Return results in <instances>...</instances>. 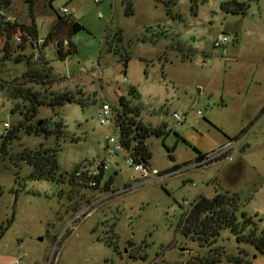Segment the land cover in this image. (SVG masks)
I'll use <instances>...</instances> for the list:
<instances>
[{"label": "rangeland", "instance_id": "374dc122", "mask_svg": "<svg viewBox=\"0 0 264 264\" xmlns=\"http://www.w3.org/2000/svg\"><path fill=\"white\" fill-rule=\"evenodd\" d=\"M29 1L4 6L12 22L30 25L33 19L43 36L67 8L66 17L84 29L71 35L76 52L66 59L43 52L57 79L51 90L76 101L40 107L34 122L42 120L53 134L21 132L9 155L0 153V264L18 256L20 264H198L197 257L214 253L221 254L219 264H232L227 258L238 254L264 264V254L237 244L227 228L205 244L186 237L181 225L200 195L228 191L239 195L240 212L251 219L245 232L264 230V0H32V11ZM229 1L247 3L245 14L227 12ZM221 33L232 41L215 48ZM12 35L0 31V129L23 118L12 112L22 101L6 93L26 70L15 58H39L28 43L13 44ZM6 44L10 59L3 58ZM131 87L138 99L130 97ZM122 95L140 106L143 125L162 130L145 141L157 175L142 177L126 152L106 155L107 137H118L119 130L100 125L97 112L108 103L115 117ZM175 112L186 120L178 124ZM245 128L243 140L196 161ZM41 145L59 146L61 182L28 178L32 167L20 153ZM98 158L109 164L108 188L70 177L84 159ZM240 158L224 171L222 163Z\"/></svg>", "mask_w": 264, "mask_h": 264}, {"label": "trees", "instance_id": "16d2710c", "mask_svg": "<svg viewBox=\"0 0 264 264\" xmlns=\"http://www.w3.org/2000/svg\"><path fill=\"white\" fill-rule=\"evenodd\" d=\"M5 1V5L9 7L11 0ZM52 1L49 0L50 3ZM172 1L168 2V4L172 3ZM29 2H31L30 8L32 11L33 1L30 0ZM223 7L227 12L245 14L248 4L229 1L223 4ZM166 11L169 15H173L169 5H166ZM128 13L131 14L132 10L129 9ZM17 27L22 28L32 37L39 35L37 25L33 19L30 25L8 24L7 27H0V31L8 33L9 37L11 32L15 33ZM82 29H84V26L76 20L57 13V18L46 35L47 40L59 41L60 49L57 51L59 59L64 60L76 52V48L71 42L70 37ZM64 31L67 32L68 37L60 38L59 36ZM117 39L118 41L122 40L121 33L117 34ZM63 41L68 42L66 48L62 46ZM8 48V44H6L3 56L5 59H10L11 57ZM23 58V55L17 56L15 61L18 63L25 61V72L17 80L19 81L18 84L9 86L6 90L8 98L22 101V104H15L13 106L12 112L21 111L23 118L16 126L10 128L7 136L0 142V153L4 157L9 155V145H11L12 141L19 138L21 132H24L26 135L35 136H49L53 134L54 131L48 128V124L42 123L40 125L38 120L34 122L38 116L40 107L46 106L56 109L63 107L66 103L76 101L75 96L68 92L59 93L51 90L57 79L53 73L51 62L45 60L43 57V50L39 52L37 61L34 60L33 55ZM29 83L38 85L39 89L29 86ZM136 91L135 88H130L129 95L131 98L138 99L139 93ZM118 104L120 111L117 110L115 122L119 129L120 140L124 150L133 153L131 154L134 157L135 163H142L145 167L150 168L151 152L145 141L150 133L160 135L162 130L152 129L143 125L139 120L140 106L132 105V101L124 95L119 97ZM60 127L57 126L56 133ZM247 130L246 128L242 129L239 135L232 138L226 136V138L230 142L238 141L247 133ZM58 151L59 146L58 148H43L41 145L37 150L23 149L20 153V160L27 162L32 167L28 178L32 180L60 181L58 178L60 169L57 158ZM205 156L199 153L196 161H201ZM177 168L179 166H175L173 169ZM70 177L74 178L75 175L71 174ZM110 185L111 178L105 182V188H108ZM239 202V195L236 193L231 194L228 191L223 193L216 191L212 198L200 195L191 203L189 210L183 215L181 222L183 234L195 241L207 244L216 242L220 237V232L227 228L234 235L237 244H249L258 252L264 254V230L259 234L255 231L245 232V227L251 223V219L246 212H240ZM240 219L242 222H240ZM3 233L4 230L1 231V234ZM196 260L198 264H219L221 262V254H209L197 257ZM227 260L232 264H250V261L243 254L229 256Z\"/></svg>", "mask_w": 264, "mask_h": 264}, {"label": "built area", "instance_id": "2783aa9c", "mask_svg": "<svg viewBox=\"0 0 264 264\" xmlns=\"http://www.w3.org/2000/svg\"><path fill=\"white\" fill-rule=\"evenodd\" d=\"M5 0H0V27H7L8 24H14L9 17L7 16L5 12ZM96 4L100 3V0H94ZM68 13L67 8H63L60 11V15L66 16ZM232 41V37L227 33H221L219 34L213 42V45L215 48H222L228 43ZM12 43L15 45H21L24 43H28L32 49L39 53L43 50H51V51H58L60 49L59 41L58 40H47V35L37 37L30 36L25 30H23L20 27L16 28L15 33L12 35ZM63 48H66L68 46L67 41H63L62 44ZM207 64V63H206ZM113 109L112 106L108 103L102 104L97 112V120L99 121V124L102 126H109V125H115V117L113 115ZM174 120L180 124L184 122L185 116L184 114L174 113L173 114ZM10 124L4 123L3 127L0 129V142L7 136L8 131L10 130ZM116 128H118L116 126ZM119 130V129H118ZM236 142V141H235ZM231 142L228 141V143L218 149L215 152H212L210 154H206V156L203 158L207 160L211 155H214L215 153L221 154L223 151V148H226L230 146ZM120 152H126L127 153V160L129 165H134L135 171L141 174L142 177H150L154 175H157L158 173L151 168L145 167L142 163H135L134 157L132 156V152H127L124 150L123 144L120 140V135L118 137H107V145H106V155L107 156H114L117 155ZM132 153V154H131ZM205 162V161H204ZM109 170V164L105 158H98V159H84L82 162L79 163V166L75 172V178L81 180L84 184H86L89 188L92 189H98L101 186H105L104 178ZM21 262V256H18L13 259L12 264H20Z\"/></svg>", "mask_w": 264, "mask_h": 264}, {"label": "crops", "instance_id": "0c3cea01", "mask_svg": "<svg viewBox=\"0 0 264 264\" xmlns=\"http://www.w3.org/2000/svg\"><path fill=\"white\" fill-rule=\"evenodd\" d=\"M56 20V18L54 19V21ZM47 30L48 29H46V33H45V35L47 34ZM38 34H39V31H38ZM40 35V34H39ZM41 36V35H40ZM44 36V35H43ZM244 138V137H243ZM243 138H242V140H243ZM228 143V141L227 142H225V143H223L222 145H219V149L221 148V147H223V146H225L226 144ZM223 164V166H224V171H225V169H227L232 163H229V162H224V163H222ZM223 171V172H224Z\"/></svg>", "mask_w": 264, "mask_h": 264}, {"label": "flooded vegetation", "instance_id": "af4514ba", "mask_svg": "<svg viewBox=\"0 0 264 264\" xmlns=\"http://www.w3.org/2000/svg\"><path fill=\"white\" fill-rule=\"evenodd\" d=\"M240 160H241V158L238 159V160H234V161L232 162V164L230 165V167H231V166L233 167V165H238V164H240V163H241ZM235 172H236L235 170H232L231 173H230V176H231L232 174H234ZM230 176H229V177H230Z\"/></svg>", "mask_w": 264, "mask_h": 264}, {"label": "water", "instance_id": "95a60500", "mask_svg": "<svg viewBox=\"0 0 264 264\" xmlns=\"http://www.w3.org/2000/svg\"><path fill=\"white\" fill-rule=\"evenodd\" d=\"M42 123H43V121L42 120H39V124L41 125ZM240 162L242 163V160H240Z\"/></svg>", "mask_w": 264, "mask_h": 264}]
</instances>
